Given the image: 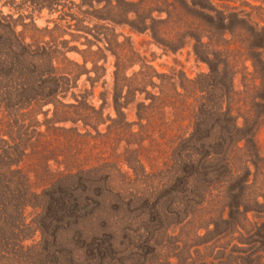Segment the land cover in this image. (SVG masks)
Instances as JSON below:
<instances>
[{
    "label": "rangeland",
    "instance_id": "rangeland-1",
    "mask_svg": "<svg viewBox=\"0 0 264 264\" xmlns=\"http://www.w3.org/2000/svg\"><path fill=\"white\" fill-rule=\"evenodd\" d=\"M47 1L0 0V128L10 146L23 141L31 155L34 119L44 123L41 133H53L47 122L66 119L55 127L78 128L85 137L77 146L80 151L68 156L69 134L60 133L55 150L64 152L51 158L46 181L34 172L33 155L20 166L33 187L20 192L13 187L7 193V210L0 211V264H264L263 161L256 162L259 173L251 165L252 187L237 212L239 183L229 178L228 160L210 156L221 152L218 139L205 140L207 134L226 133L225 126L214 129L216 119H198L193 99L186 101L183 113L170 106L163 110L157 99L161 89L174 98V85L180 94L211 89L228 68L238 81L231 97L251 101L254 95L242 80L257 75L255 69L264 63V0H181L187 4L178 3L176 9L165 4L174 0H120L118 11L108 7L110 0ZM214 10L226 15L224 27ZM113 12L121 23L126 13L137 22L149 17L164 22L170 14L195 26L200 20L193 15L213 23L215 29L209 31H221L224 37L213 34L220 55L208 57L220 62L221 75L213 81L209 66L194 56L195 26H184L187 37L197 36L183 38V45L168 31L171 23L159 25L162 36L157 39L152 30L134 34L117 22L116 38L110 31ZM13 28L19 37H12ZM105 34L108 40L97 41ZM120 35L133 37L132 42ZM22 37L27 43L58 39L71 59L88 62L77 95L45 107L23 101L27 108L16 109V90L23 81L8 63L19 52L16 40ZM83 96L87 102L81 105ZM257 96L260 100L262 94ZM76 113L93 119L88 126L74 123ZM257 142L264 152V131ZM239 153L245 157V151ZM234 166L244 178L246 170L239 162ZM67 170L75 175L83 171V182L64 177ZM187 173L192 176L186 182ZM57 180L85 187L79 197L84 212L69 211L70 217L59 223L64 214L49 212L47 198L50 183Z\"/></svg>",
    "mask_w": 264,
    "mask_h": 264
},
{
    "label": "trees",
    "instance_id": "trees-1",
    "mask_svg": "<svg viewBox=\"0 0 264 264\" xmlns=\"http://www.w3.org/2000/svg\"><path fill=\"white\" fill-rule=\"evenodd\" d=\"M116 1L117 2L115 3V0H110L108 4V7H110L113 11L120 10L119 8L121 1ZM47 2L53 4L55 0ZM178 3L187 4V2H182L181 0H174L170 4L165 2V4H167L169 7H173L175 9ZM90 7H92L91 4ZM47 8H50V6H48ZM214 12L217 14L218 19H220V22L224 27L226 15L215 10ZM127 14L129 13H126V15L123 16L122 23L118 21L119 18L115 15V13L113 14V16H111L112 26L110 31L112 33V37L115 36L116 38H118V36H116L115 34L117 31L115 29L116 24H118L117 22L125 26H130L129 28L131 31H133L134 34H140L145 31L152 30L154 37L157 39L162 36V31L159 25H162L163 23H171L168 31L172 34V36L175 35V38L180 37V39H182L180 40L182 45L185 44V39L183 40V38L189 37L194 40L199 32V36L197 37V41L194 46V56L197 60H199L200 62H204L209 66L212 72L213 81H215L221 75V69L217 66L218 64H220V62L214 63L213 59H210V57H208L212 53L214 57L215 54L220 55L218 53V49L214 48L217 45L213 44V42H215L213 34L220 32V40L224 37L221 31H209V28H212V30L215 29V25H213V23L208 22L201 17L198 19L197 15H193L194 19L200 20L199 23H196L195 26L193 23L187 24V22H183L180 17L175 18L170 14L164 22L157 21L153 19V17L143 19L139 18L137 22L136 20L133 21V19L128 18ZM147 20H149V22H151L152 24H155V26H149ZM197 24H200V26L198 27ZM184 26H186L188 29L194 28L195 26V28H197V34L193 35L190 33L187 37L186 31H184ZM14 30L15 29L13 28L12 37H19L16 36V32ZM180 32H184L183 37L179 35ZM103 36L105 37V39L99 38L97 41H106L108 37L106 36V34ZM120 37L124 38V42L127 43L132 42L133 38H125L121 35L119 36V38ZM12 43L15 45V42L11 41V44ZM11 44L10 47L14 49V45ZM16 44L19 52L16 54L15 58L11 59L8 65L9 67L11 66V70H13V73L15 72V75H19V78H21L23 81V83L19 84V88L16 90V92L18 91L17 94L20 99H18L19 103L15 104V106L19 112L27 108L23 107L24 104L21 105V102L23 101L36 102L39 105L45 107L46 105L52 104V102L56 101L57 99L62 101V99H64L69 94L77 95L76 84L81 80V77L86 72V64L88 62H80L71 59L68 53L69 49H67V47H61V42H59L58 39H53L52 41L47 42L35 40L33 43H27L26 39L22 37L20 38V40H16ZM93 55L96 54L94 53ZM259 64L262 68H258L257 70L255 69L257 75L246 76L242 80V84H244L243 86L246 92L248 90L250 92L249 94L254 95V97L252 96V100L248 103L246 100L235 99L231 97V94L237 87L238 81L236 80L237 73L232 71L229 72L228 68H225L223 70L222 76L217 81L215 86H213L211 89H209V87L207 86L206 90H194L193 92L184 91L183 94H180L178 93L177 88H175L174 85V98L170 97L168 95L169 93L164 92V90L162 89L157 98L158 100L162 101L161 104L163 110H165L167 106H170V108L172 107L171 109L173 111H178L179 113H183V109L186 108V101L193 99L194 113L195 111H198V119H216V122L214 123V129H218L217 126H221V128L225 126L223 127V129L226 131V133H223V130H220V133H218V131L216 133L214 132V136H212L211 134H207L205 136V140L209 141L210 138H213L214 142H216V139H218V146H216L221 148V152H214L210 156L215 157V159H221L219 160V162L228 160L229 168H232L230 170V173H228V175L230 176L229 178H236L239 183L238 191L240 193V200L235 203L237 212H239L243 205L246 204V200H248L247 189L252 187L251 176L254 175H252L251 165L257 167V172L259 173L260 170L258 165H256V162L260 164V162L263 161L264 163V159H262L264 157V152H262V150L258 147L257 142L260 133L264 131V63L262 62ZM118 68L120 69V67ZM4 77H7V72ZM187 81L189 82V80ZM258 81L261 82L260 85H257ZM73 84H75V86ZM200 84H202V82ZM4 89H6L7 91L6 87ZM258 90L262 94V96H259L260 100H258L257 96V94H259ZM5 94H7V92ZM165 95H167L168 99H166ZM83 97L84 98L81 101V105H84L87 102V97ZM225 103H227V107L225 106ZM90 109L93 110V108ZM93 115H101V113L94 112ZM93 115L76 113L74 123L78 124L81 122L88 126V124H90V121H92L93 119ZM62 122H66V119L64 121L47 122V128L49 132L52 131L53 133H41L39 131L44 126V123H40L37 119L33 120V123L35 124L33 135L34 137H36V139L35 144L33 145L32 155L37 161V165L34 166V172L38 177L42 178L45 181L48 178L46 176L50 175L51 168L49 162L50 160H52L51 158L56 159L57 153L64 152V149L55 150V147L60 146V133L65 132V134H69L65 138V141H67L71 145L70 150L67 151L68 156L71 154L75 155L78 151H80V148H77V146L82 143L81 141L85 137V135L83 136L80 133V130L78 128L65 130L55 127ZM241 122L242 126L240 124ZM20 131H22V129H20ZM28 132L29 130L27 129L26 134ZM3 133L4 132L0 128L1 212L7 210V193H9L13 187H16V191L18 192L27 189L31 190L33 187L32 181L23 176L25 171L20 168V166L27 159H29L31 154L26 153L27 149H24L25 147H23V144H21L23 141L20 142L18 141V139L16 141H13L15 142L14 147L10 146V142L7 143L6 140L7 135H4ZM57 133L59 134L57 135ZM241 135H244V137L241 138ZM241 142H245L246 145L243 147L241 145ZM72 146H75V148H73ZM241 151H245V157L239 153ZM32 155L31 157H33ZM210 156L207 157V161L211 160ZM232 161L233 166H231ZM236 162H239L240 167L246 170V176L244 178L239 177V171H234V168H236L234 166ZM225 169H227V166L225 167ZM195 170L200 171L202 170V167H197L195 168ZM66 173L68 174L64 177L79 179V181L83 182V178L85 176L83 171L80 170L76 175L71 173L69 170H67ZM262 175L264 177V173H262ZM8 176L13 178L9 179ZM191 176V174L188 175L187 173L185 178L186 182ZM10 180L12 181V183H15L16 186H13L10 183ZM48 189L52 190L51 192H49L50 197H47L49 202L48 211L50 212L51 210H54L56 212L64 214L60 219L56 221V223L61 222L63 218L70 217V215H67L69 214V211H74V214H80L81 212H84V208L82 207V202L79 200V197L83 195L81 193H84L83 191L85 190V187L80 188V186H77L75 184L72 185V183H67V181H64L62 183L61 181L57 180L55 181V183L54 181L50 183ZM55 215L56 214H54V216Z\"/></svg>",
    "mask_w": 264,
    "mask_h": 264
}]
</instances>
